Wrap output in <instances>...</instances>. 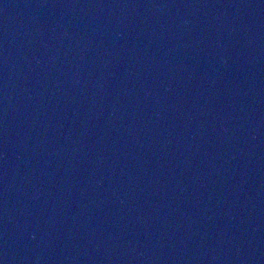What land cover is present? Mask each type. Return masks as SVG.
I'll use <instances>...</instances> for the list:
<instances>
[{"label":"water","instance_id":"1","mask_svg":"<svg viewBox=\"0 0 264 264\" xmlns=\"http://www.w3.org/2000/svg\"><path fill=\"white\" fill-rule=\"evenodd\" d=\"M0 264H264V0H0Z\"/></svg>","mask_w":264,"mask_h":264}]
</instances>
